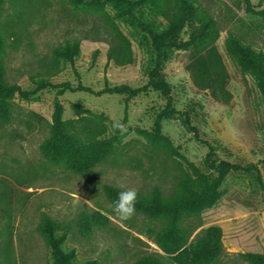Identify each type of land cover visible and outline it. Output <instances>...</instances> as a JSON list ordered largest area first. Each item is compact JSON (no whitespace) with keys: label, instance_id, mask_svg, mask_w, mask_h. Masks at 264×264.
Returning a JSON list of instances; mask_svg holds the SVG:
<instances>
[{"label":"rangeland","instance_id":"1","mask_svg":"<svg viewBox=\"0 0 264 264\" xmlns=\"http://www.w3.org/2000/svg\"><path fill=\"white\" fill-rule=\"evenodd\" d=\"M177 1L159 0L160 11L150 0L146 14L168 24ZM190 1L212 37L207 46L176 51L166 62L180 114L163 121V142L153 143L146 135L167 105L162 95L152 89L133 97L104 93L116 86L144 88L151 62L140 35L110 4L95 9L73 0H4L6 79L29 93H18L9 118L0 120V264H54L41 232L46 220L59 226L64 249L74 252L77 264H138L152 256L177 264L157 239L165 219L135 213L121 222L109 189L171 198L191 164L208 172L210 146L222 160L257 165L260 176L230 175L216 205L184 216L180 227L187 244L218 226L223 249L210 264H253L245 254H264V102L255 79L229 48L238 38L264 52V0ZM196 27L201 23L193 19L182 38L189 41ZM70 44L81 50L74 61L61 54ZM211 51L220 75L215 82L205 69ZM57 102L69 134L86 144L112 142L85 172L44 153ZM186 116L196 129L186 125ZM115 121L127 131L114 130Z\"/></svg>","mask_w":264,"mask_h":264},{"label":"trees","instance_id":"2","mask_svg":"<svg viewBox=\"0 0 264 264\" xmlns=\"http://www.w3.org/2000/svg\"><path fill=\"white\" fill-rule=\"evenodd\" d=\"M73 2L79 6H89L95 9H103L106 4H110L117 17L125 20L140 35V44L148 49L151 55L147 86L139 89H133L130 86H116L107 88L104 93L132 97L141 92H146L148 89L160 93L167 101V105L158 115L153 131L146 136L153 143L163 142V121L173 119L180 114L174 106L173 87L167 80L164 71L166 62L176 51L186 50L194 46H207L213 33L211 26L205 20L198 18L197 10L190 0L177 1L173 17L165 25L159 23L156 18L150 19L147 16L145 9L150 0H73ZM152 2L158 10L162 11L159 0H152ZM3 5L4 0H0V20ZM193 19L200 21L201 27L193 28L191 39L186 41L182 38V32ZM229 48L240 67L255 79L264 102V52L255 50L238 38L231 39ZM80 52L78 44H70L62 50L61 54L67 61H74ZM215 55V52L211 51L210 63L205 67L206 70L210 69L211 81L214 82L217 81L216 77L219 75ZM51 87L56 86L51 85ZM84 89L92 91L89 88ZM18 93L27 96L29 92L23 91L18 85L8 83L6 79L3 65V37L0 30V120L9 118L12 101ZM63 110V105L57 102L52 136L44 144V153L55 163H65L75 171L85 172L102 160L105 154L111 150L112 142L96 141L86 144L69 134L62 119ZM184 119L187 126L196 129L192 126L188 116ZM205 165L208 172H204L196 165L191 164L190 171L180 181L179 193L171 198L137 196L136 213L165 219L166 225L157 234V239L168 254L175 255L174 260L177 264H210L222 253L223 249V231L218 226L210 228L207 235L198 243L188 245L187 236L180 227L181 219L216 205L225 194L224 185L230 175L260 176V170L255 164L243 166L220 159L214 146H210ZM120 191L123 190L109 189L113 202ZM58 231L59 226L50 220H46L41 226V232L51 247L54 264H77L74 261V252L64 249L65 238L60 236ZM245 257L253 264H264V254L248 253L245 254ZM138 264L166 263L160 258L152 256L144 258Z\"/></svg>","mask_w":264,"mask_h":264},{"label":"clouds","instance_id":"3","mask_svg":"<svg viewBox=\"0 0 264 264\" xmlns=\"http://www.w3.org/2000/svg\"><path fill=\"white\" fill-rule=\"evenodd\" d=\"M112 127L121 134L127 131V127L120 121H115ZM137 196L138 193L135 189H126L117 193L113 211L121 222L129 220L135 215Z\"/></svg>","mask_w":264,"mask_h":264}]
</instances>
